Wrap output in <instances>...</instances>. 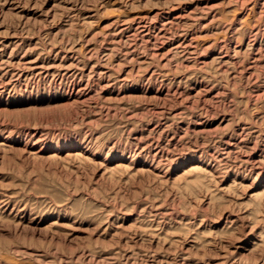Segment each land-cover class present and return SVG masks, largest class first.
<instances>
[{
    "label": "rangeland",
    "instance_id": "rangeland-1",
    "mask_svg": "<svg viewBox=\"0 0 264 264\" xmlns=\"http://www.w3.org/2000/svg\"><path fill=\"white\" fill-rule=\"evenodd\" d=\"M0 264H264V0H0Z\"/></svg>",
    "mask_w": 264,
    "mask_h": 264
}]
</instances>
